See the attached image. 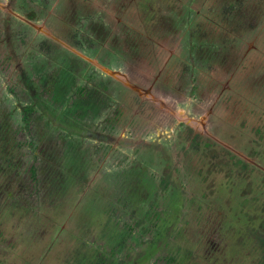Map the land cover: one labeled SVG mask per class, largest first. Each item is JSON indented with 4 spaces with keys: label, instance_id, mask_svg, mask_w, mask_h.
Here are the masks:
<instances>
[{
    "label": "flooded vegetation",
    "instance_id": "1",
    "mask_svg": "<svg viewBox=\"0 0 264 264\" xmlns=\"http://www.w3.org/2000/svg\"><path fill=\"white\" fill-rule=\"evenodd\" d=\"M51 1L0 0L1 12H6L5 15L7 17L16 24H19L16 35L10 41L13 40L14 44L20 47L24 46L28 40H31L36 47L29 54L31 63L28 60V64H20L22 66L21 72L18 70L19 75L15 77L14 81H11L14 84H8V89L12 93L18 94L17 96L23 90L29 93V97H35L32 102L24 105L21 110V121L23 120L27 126L31 127L32 124L39 127L40 125L44 126L41 133L42 138L38 137L37 139V146L32 142L33 146L39 148L35 150V155L40 156L45 161L47 167L50 165L56 172H60L62 177L66 176L74 180H79L82 176H85L88 172L85 173L84 170L88 169L89 171L90 165H94V167L98 165L97 169L103 170L105 168L104 160L107 159L113 162L115 166L112 165L110 169L113 183L118 182V180H114V177L118 175L126 178L123 180L121 190L127 199L121 202V208L129 210L127 215L129 214L132 219H135L133 226L129 224L126 234L124 233V235H128L127 239H138L133 234L136 230L141 232L142 235L145 234L146 229L141 228H143V225H147L146 222L151 221L153 215L160 217L159 219H162L165 215H169L174 223H176L175 220L179 218L181 207L179 198L183 191L178 185L170 186V178L176 177L180 173L191 176L189 173L195 174L198 172L197 170L187 169V162L195 166L196 159L202 160L208 167L214 162L218 163L222 161L223 165L228 163V170L213 169L208 172L199 170L201 175L196 177L200 176L203 178L205 186L198 185V187H194L195 189L192 193H189L192 202H188L191 203L192 209H195L194 206L197 205V212L193 213L195 218L191 219L190 225H187L184 229L185 234H182L185 239L198 242L194 246H189L187 250L179 249L176 256L171 255L169 257L170 263L177 262L175 258H178L180 255L185 258L186 264H206L207 258L211 262L210 264H235L237 254L229 255L227 252H229L228 248L230 245L235 247L237 244L243 250L244 248L250 249L244 252V257H241L240 264H247L245 258L247 260L251 258L250 264H259L258 260L256 261V257L262 255L261 259L264 258V194L261 195L262 199L260 202L254 200L257 196H260L259 188L264 193V187L255 186L254 183L252 187L253 191H251L252 201L250 199V201L233 203L231 196L236 194L241 198V196H244L242 192L245 187L238 188L237 184L235 186L232 185L234 182H230L232 180L230 176L237 177L239 175L237 178L243 184V180L248 182L244 178L251 174L254 168L264 173V111L260 112L259 109L253 107L250 111H247L244 110L246 107L243 104H238L237 106L242 107V110L239 111L240 113L235 111L239 115L235 116L230 112L232 102L235 99L230 93L232 92L231 86L237 85L236 81H233L236 76L235 72L230 73V76H233V78L229 77L225 81L209 73L217 68L215 66H220L225 61L227 36L224 38L225 34L218 36V34L215 35L217 31H212L211 33L214 35L212 37L213 43L211 45L206 43L205 46L203 45L204 43L194 41L197 35H200L198 30L199 25L194 24L192 18L187 23V16L182 15L180 17L177 15L179 17L176 19L177 23H186L187 27L192 28V30L194 29V34L191 36V41L188 42L187 46L188 49L190 46L192 47L195 57L191 58L192 60H187L183 63V66H177L176 72L182 69V73L180 71V73L174 74L173 71L168 72V66H165L173 58L174 53H176L173 52L174 45L169 42L166 45L162 43L159 49L152 47V53H148L147 50L142 51L149 54L147 55L146 66L130 62L134 54H136V48L131 43H128L123 48H119L117 51L111 50L107 54L100 53L98 51L100 49L98 48L97 40L88 35L89 38L84 36L86 34L82 31L83 26L86 24H89L90 27L98 26L97 16L98 20L102 17L99 13V4L94 3L93 0H89L91 8L89 11H86L80 5L81 8L76 9L74 13H70L67 16L65 15L66 12L54 15V10L50 8ZM58 1L59 4L67 3L66 0ZM218 3L219 7H222L219 16L222 18L223 24L227 23L230 27L234 26V29L237 30L236 33L240 32L243 28L241 19L244 16L242 10L244 0H219ZM84 13H90L89 16L96 20H84L82 18ZM221 36L223 38L219 41L218 37L221 38ZM235 38H240V36L236 35ZM95 40L97 43H95ZM229 41L231 45L232 41L230 38ZM239 46H242L241 42L236 44V48H239ZM236 54H240V52H236ZM242 59V56H240V60ZM192 63L197 64L196 68H199L200 72H195L198 70ZM257 65L264 67V59L263 61H259ZM0 66L1 72H11L13 66L11 57L7 56V58H4L2 53H0ZM102 66L120 71L121 79L107 73L102 69ZM193 69L194 71H192ZM163 73L165 75L172 74L177 79L169 80H180L182 82L180 88L185 84V89L188 87L187 91L182 92L179 88L175 92L165 87L164 84V86H160V77ZM254 73L256 77H262L260 69L255 68ZM254 73L253 77L255 78ZM206 75L211 76V78L208 79ZM17 79L19 80L16 81ZM204 82L207 88L202 87ZM253 86L258 90L264 89V80H258ZM135 87L147 90L148 93L146 92V94L151 97V100L145 99ZM178 87L177 85L176 88ZM210 88L213 91H210L208 94L207 90H210ZM108 90H116L115 92L121 90L124 94L138 101L137 105H134L136 113H134L132 118L144 116L139 118L140 126L145 125L143 118L146 119V116L149 117L152 113L161 114L163 120L166 119V122L163 124L168 127H175L173 131L180 133V138H175V141L183 146L180 152L181 156L178 157V150L171 149V147L168 148L169 145H166L165 142L161 143L158 141L157 134V137L153 139L135 137L136 139L133 143H131L132 140L127 136L123 140L129 143H123L124 150H116L119 152L117 159H112L115 150V148L112 149L114 145H112L110 150L106 149L102 161L97 159L101 152L100 141L101 145H106L107 147V143L109 142L103 140L104 137H112V134L119 129L123 120L128 119V126H131L133 122L131 116H127L125 107L117 110L112 103L114 102V97L109 95ZM190 90H193L191 99L197 98L200 101H212L207 111H197L184 106V104L182 105V100H185L183 93L188 94ZM64 91L65 95L62 97ZM200 92H203V94H198ZM165 97L171 98L166 101ZM75 100H83V103L86 104L84 106L86 118H81L80 122L82 124L79 131L72 129L67 123H63L61 115L57 113L62 109L64 111L66 107L68 108L69 104L75 103ZM60 107H62L61 110ZM221 107H223V111L218 112V108ZM79 111H83V109H79ZM37 117H42L41 123L38 125L36 124L38 121ZM189 119L195 120L189 121ZM96 122L99 125L98 128L95 127L97 125ZM242 122H244V125H240ZM6 124H8V120L0 122V195L3 193L2 186L4 185L8 189L10 182L6 176L10 171L6 170L10 169L12 165H17L18 167V160L21 162L22 159L21 156L17 159V154L14 156L15 149H17L15 147L19 146V141L16 137L17 131L14 127L11 128L12 137L8 136L6 131L10 129L9 126L5 128ZM161 126L162 124L159 128ZM20 127L21 129H28L25 126ZM126 128L133 130L132 127ZM152 128H156V126H152ZM53 129H58L59 134H55L56 131ZM94 129L97 147L86 150L83 143H80L85 152L83 154H85L87 159H90V164L84 170L77 173L73 171L75 167L72 168L70 165L69 169L71 171H69L65 163H61L64 160V156L73 153L75 148L80 147L79 139H88L90 130ZM159 132H161L160 129ZM251 135H256L259 138L257 137L253 141ZM247 138H249L250 142H248ZM40 140H42V144L38 146ZM50 140H54V143L50 142ZM30 141L28 144H30ZM184 142L186 143L183 145ZM248 145H250L251 150L254 149L252 155L249 154L250 149H248ZM149 146L154 149L164 148L165 152L161 156L160 163L162 165L169 164L165 174L162 175L161 172L156 173L150 166H147L151 160L145 158L150 156L152 152V150H148ZM259 146L263 148H259ZM232 148L241 154L235 152ZM128 150H132L133 155L124 159L126 156L125 152ZM185 154L187 158L182 159ZM244 155L253 161L247 160ZM171 156H173L172 160ZM75 164L77 166V162ZM140 165L147 167H144L142 171ZM248 171L250 172L248 173ZM134 176L136 177L135 180ZM68 181L66 180L65 182ZM62 182L60 185L57 183L56 188L63 191L66 190L64 188H68L69 184L64 183V181ZM253 182V180L250 181V183ZM110 186L111 193L116 186ZM217 189L219 192H217ZM195 190L198 192H195ZM100 192L102 196H109L102 191ZM166 192L170 193V202L168 204L172 207L164 212L160 210L163 209V194ZM8 193L11 196L13 195V191L11 190ZM193 194H196L195 198ZM198 195L199 198L205 199V201H197ZM110 196L111 200L109 202H112L117 197L114 195ZM152 198H157V200H151ZM96 203L99 204V200ZM93 213L94 211L91 213L92 216ZM166 221L168 220H164L161 224H158L156 231H152L154 235L152 244L148 250L141 254L137 259L138 261L143 260L145 261L143 264H146L148 259L156 257V254L163 252L157 249L159 248L157 247L158 245L154 246L155 241L161 242V239H164L167 242L173 238H170L173 233L168 231L167 224L165 225ZM177 232L180 233L179 230ZM122 241L124 243L120 246L121 249L125 245V239L122 238ZM202 247L204 251H200L203 250ZM198 253L202 254L200 255L201 257H204L203 263L199 261ZM105 255L113 258L111 261L108 259L111 264H119L120 260L115 257L114 252ZM155 262L160 264L161 261L160 259L155 260L153 264ZM261 264H264V259Z\"/></svg>",
    "mask_w": 264,
    "mask_h": 264
},
{
    "label": "rangeland",
    "instance_id": "2",
    "mask_svg": "<svg viewBox=\"0 0 264 264\" xmlns=\"http://www.w3.org/2000/svg\"><path fill=\"white\" fill-rule=\"evenodd\" d=\"M66 1V4H59L58 0H52L50 2V8L54 10V15H59L60 12L63 14L66 12L65 15L69 16L70 13H74L76 9L81 8L80 5H82L86 11L91 9L89 0ZM93 1L99 4V13L102 17L98 20L97 16L98 26L96 27H90L89 24L83 26L82 31L86 34L84 36L88 35L96 39L98 48L100 49L98 51L104 54L111 52V50L117 51L119 48L125 47L128 43L133 44L136 48V54H134L130 60L132 64L140 63L142 66H146L147 55L149 54L142 51L147 50L148 53H152V47H157V49H159L162 43L166 45L169 42L174 45L173 52L176 53H174L173 58H171L165 66H168V72L173 71L175 74L181 71L182 73V69L176 72L177 66H183V63L195 57L192 47L190 46L188 49L187 46L188 42L191 41V36L194 34V29L192 30V28L187 27L186 23H177L176 19L179 18L177 15L180 17L182 15L187 16V23H189L192 18L194 24L199 25L198 30L200 35H197L194 41L204 43L203 45L206 43L211 45L213 43L212 37H214V35L211 33L212 31H217L215 35L218 34V36L225 34L224 38L227 36L225 61L222 65L215 66L217 68L209 73L225 81L227 78L231 77V72H235L236 76L233 81H236L237 85L231 86L232 92H230L235 97L230 112L235 116H239L235 111L239 112L242 110V107L237 106L238 104H243L246 107L244 110L247 111H250L252 107L259 109L260 112L264 111V89L258 90L253 86L258 80H264V67L257 65L259 61H263L264 59V0H244L242 9L244 16L243 19H241L243 28L238 33H236L237 30L234 29V26L230 27L227 23L223 24L222 18L219 16L222 10V7H219V0ZM5 14L6 12H1L0 9V53H2L4 58H7V56L11 57L13 66L9 73L1 72L0 69V122L2 123L4 120H8V124H11H6L5 126V128L9 126L10 130L6 132L10 137H12L11 128L14 127L16 129V137L19 141V146L15 147L17 149H15L14 156L17 154L16 158L18 159V157L21 156L22 159L21 162L18 160V167L17 165H12L10 169L6 170L10 171L6 174L7 180L10 182L8 184V189L4 185L2 186L3 193L0 195V264H102L101 257H104L105 254H111L112 252H114L115 257L120 260L119 264H143L145 261H138L137 259L150 248L154 239L152 231H156L158 229V224H161L164 220H168L165 225L167 224L168 231L173 233L170 237L173 238L171 240L168 238L169 240L167 242L164 239H161V242L158 241L157 247L159 248L157 249L163 252L156 254V257L148 259L146 264H153V262L158 259L161 261L160 264H171L169 258L171 255L176 256L179 249L187 250L189 246H194L198 242L195 240H187L182 234L184 233L185 227L190 225L191 219L195 216L193 213L197 212V205L194 206L195 209H192L191 203L188 202H192L189 193H192L198 185L205 186L203 178L200 176L196 177L201 175L199 170L205 172L212 171L213 169L228 170V163L223 165L222 161L218 163L214 162L208 167L202 160L196 159L195 162L197 165L195 164V166L187 162V169L197 170L199 173H189L191 176L180 173L178 176L170 178V186L178 185L183 191L179 198L181 207L179 218L175 220L176 223H174L169 215L163 216L162 219L153 215L151 221L146 222L147 225L145 224L143 228H141L146 229L145 234L142 235L141 232L136 230L133 234H135L138 239H127L128 235H124V233L126 234L129 224L133 226L135 219H132L129 214V216L127 215L129 210L127 211L121 208V202L127 199L121 190L123 180L126 178L118 175L114 177V180H118V182L114 184L111 179L113 176L110 171L114 163L107 159L104 160L107 167L104 165L105 168L103 170L97 169L98 165L96 167L90 165L89 171L88 169L84 170L85 167L90 164V159H87L85 154H83L84 151L80 143H83L86 150L97 147V140L95 139L96 137H94L95 129L90 130L88 139H79L81 148H75L74 152L65 155L63 158L64 160L61 162L65 163L69 171H71L69 169L70 165L72 168L75 167L73 169L74 173L81 170H84L85 173L88 172L79 180H74L66 176L62 177L60 172H56L50 165L47 167L45 161L41 159L40 156L35 155V150L39 148L37 147V149L33 146L32 142L37 146V139L38 137L42 138L41 133L44 126L40 125L39 127L32 124L31 127H29L23 120L21 121V110L23 106L32 102L35 97H29V93L23 90L20 92L19 96H17L18 94L12 93L11 90L8 89V84H14L11 81H14L15 77L19 75V71L21 72L22 66L20 64H28V60L29 63H31L29 54L31 51H34L36 47L31 40H28L24 46L20 47L16 46L13 40L10 41V39H13V36L16 35L19 24H16ZM89 15L90 13H84L82 18L89 21L96 20L92 19ZM72 20L74 21L73 18ZM236 35L240 36V38H235ZM222 38L223 36H221V38L218 37L219 41L222 40ZM229 38L232 41L231 45ZM96 40L95 43H97ZM238 42H241L242 46L236 48ZM236 52H240V54H236ZM229 53L230 55H228ZM240 56H242V60H240ZM126 60L128 61V59ZM192 65L195 68L197 66V64L194 63H192ZM255 68L261 70L262 77H256L254 73ZM194 69L192 71H194ZM196 69L198 70L195 71L196 73L200 72L199 68ZM253 73L255 74V78L253 77ZM206 77L208 79L211 78L209 75H206ZM231 78H233V76ZM169 79L177 78L173 77L172 74L165 75L163 73L160 77V86L164 84L165 87L176 92L180 88L182 82L180 80L171 81ZM18 80L19 79L16 81ZM177 85L179 86L178 88H176ZM185 86L184 84L180 88L182 92L187 91L188 87L185 89ZM202 87L207 88L205 82ZM101 88L103 89V87ZM115 91L116 90H108L109 95L114 97V102L112 103L117 110L125 107L127 116H131L132 118L134 113H136L134 105H137L138 101L124 94L121 90H118V93ZM210 91L213 90H211V88L207 90L208 94ZM192 94L193 90H190L188 94L183 93L185 100H182V105L184 104V106L193 108L197 111H207L210 108L211 100L200 101L197 98L191 99ZM198 94L202 95L203 92ZM64 95L65 91L62 97ZM169 98L171 97H165L164 99L167 101ZM85 105L83 100H75V103L69 104L68 108L66 107L64 111L62 107H60V110H62L57 113L61 115L63 123H67L72 129L79 131L82 124L80 122L81 118H86ZM79 109H83V111H79ZM222 111L223 107L218 108V112ZM77 114H79V116H77ZM140 117L144 116L132 118L133 122L131 126H128V119L123 120L119 129L112 134V137H104L103 140L109 142L107 143L108 148L106 145H101L100 141L101 152L97 159L102 161L104 152L106 149L110 150L112 145H114L112 149L115 148L112 159H117L119 154L118 151H121V149L124 150L123 143H129L123 140L127 136L132 140L131 143H133L136 139L135 137H140V139H153L157 137V134L158 141L161 143L165 142L166 145H169L168 148L171 147V149L178 150V157L181 156L180 152L183 146L175 141V138H180V133H175L173 131L175 127L171 126V128L163 124L166 122V119L163 120L161 114L152 113L149 117L146 116V119L143 118L145 122L144 126H140L139 124ZM37 119L38 121L36 124L38 125L41 123L42 117H37ZM161 124L162 126L159 128ZM240 125H244V122L240 123ZM20 126H25L28 129H21ZM152 126H156V128H152ZM95 127H99L98 123ZM126 127H132L133 130ZM159 129L161 132H159ZM53 130L56 131L55 134H59L58 129ZM83 137L85 136L83 135ZM251 137V139L255 141L258 136L251 135ZM247 139L249 140V138ZM42 140L39 141L38 146L42 144ZM29 141L30 144H28ZM50 142L54 143V140H50ZM248 142H250V140ZM185 143L186 142H184L183 145ZM255 145L257 146V144ZM255 145L254 147H256ZM259 148L263 147L259 146ZM248 149H250V145H248ZM148 150H152V152L150 156L145 158L151 160L147 166H150L156 173L161 172L162 175L165 174L169 164L162 165V163H160L161 156H163L165 152L164 148L154 149L149 146ZM253 150H249L250 155L254 153ZM125 155L124 159L133 155V151L128 150L125 152ZM186 158L187 155H183L182 159ZM172 159L173 156H171V160ZM76 162L77 166H75ZM147 166L140 165V169L143 171L144 167L146 168ZM249 172L250 171H248V173ZM85 173L83 172V174ZM237 177L230 176V178H232L230 182H234L232 183L234 186L237 184L238 188L245 187L242 192L244 196H241V198L236 194L231 196L233 203L250 201L254 183L255 186L264 187V173L258 169L254 168L253 172L244 178L247 179L248 182L243 180V184ZM133 178L134 180L136 179L135 176ZM66 180L69 181L65 182ZM251 180L254 182L250 183ZM62 181L70 186L64 188L66 190L63 191L56 188L57 183L60 185L63 183ZM79 181L80 183L78 184ZM110 185L113 187L116 186L111 192L113 194L110 193ZM10 190L13 191L12 196L8 193ZM116 190L117 192L115 193ZM258 190L260 196H257L254 201L260 202L262 199L261 195L264 193H262L261 188ZM100 191L109 196H102ZM195 192L198 191L195 190ZM217 192H219L218 189ZM110 195L117 197L112 202H109L111 200ZM193 195L195 198L196 194ZM163 196V209L160 211L166 212L167 209H171L172 207L168 204L170 202V193L166 192ZM98 200L99 204L96 203ZM151 200L156 201L157 198H152ZM196 200L205 201V199L199 198V195ZM93 211L94 213L92 216L91 213ZM177 230H179L180 233H178ZM122 238L125 239V245L121 249L119 242L122 241ZM228 249L229 252L227 253H229V255L237 254V258L233 255L234 258H236L235 264H240V259L242 256L244 257V252L250 250L249 248H244L243 250L239 248L237 244L235 247L230 245ZM200 251H204V249ZM170 252H172V254H170ZM182 255L185 256L184 253H182ZM197 255H199V261L203 263L204 257L200 256L202 254L198 253ZM262 257V255L256 257V261L258 260L259 264H261L264 259H261ZM175 259L177 261L175 263L177 264H186L185 258L180 255ZM245 260L247 264H250L251 258L248 260L245 258ZM210 263L211 262L207 258L206 264ZM154 264L159 263L155 262Z\"/></svg>",
    "mask_w": 264,
    "mask_h": 264
},
{
    "label": "water",
    "instance_id": "3",
    "mask_svg": "<svg viewBox=\"0 0 264 264\" xmlns=\"http://www.w3.org/2000/svg\"><path fill=\"white\" fill-rule=\"evenodd\" d=\"M102 69L105 70L107 73H109L110 75L116 77V78H120L121 79V72L118 71V70H115V69H111V68H105L102 66ZM135 89L137 91L140 92V94L145 98V99H148V100H151V97L147 96L146 92L148 93L147 90H144L143 88H138V87H135ZM191 120H195V119H189V121ZM192 125H193V122H192ZM235 152L237 153H240L239 151H237L236 149L232 148ZM241 154V153H240ZM244 157L247 159V160H250V161H253L251 158L247 157L246 155H244Z\"/></svg>",
    "mask_w": 264,
    "mask_h": 264
},
{
    "label": "trees",
    "instance_id": "4",
    "mask_svg": "<svg viewBox=\"0 0 264 264\" xmlns=\"http://www.w3.org/2000/svg\"><path fill=\"white\" fill-rule=\"evenodd\" d=\"M123 243H124V241L119 242L120 246L123 245ZM157 245H158V242L155 241V242H154V246H157ZM108 259H109L110 261L113 260V258H110L108 255H104V257L101 258V260H102V264H103V263L111 264V262L108 261Z\"/></svg>",
    "mask_w": 264,
    "mask_h": 264
}]
</instances>
